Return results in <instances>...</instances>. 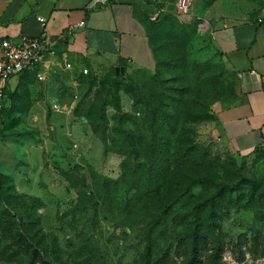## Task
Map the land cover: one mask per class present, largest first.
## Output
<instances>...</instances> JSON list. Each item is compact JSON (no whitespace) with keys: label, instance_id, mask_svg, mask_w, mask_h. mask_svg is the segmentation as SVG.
I'll use <instances>...</instances> for the list:
<instances>
[{"label":"rangeland","instance_id":"obj_1","mask_svg":"<svg viewBox=\"0 0 264 264\" xmlns=\"http://www.w3.org/2000/svg\"><path fill=\"white\" fill-rule=\"evenodd\" d=\"M232 1L249 16L263 8L261 0ZM157 25L149 28L152 72L81 64L13 89L0 112V264H264V149L232 153L210 128L212 107L235 100L237 75L210 48L201 20L185 23L168 15ZM172 55L188 67L180 79L173 80ZM158 67L168 81L152 88ZM138 84L143 95L151 88L170 98L184 87L201 99L204 117L178 128L187 160L197 148L198 164L210 173L191 189L192 200L181 196L164 213L145 205L171 189L162 191L170 186L171 161H146L145 152L132 160L130 151L125 157L108 152L102 140L115 128L114 106L124 114L143 110L134 106ZM54 103L72 109L56 113ZM145 128L138 129L145 139L137 144L141 150L154 147ZM166 129L157 137L168 135ZM188 168L186 163L179 171Z\"/></svg>","mask_w":264,"mask_h":264},{"label":"crops","instance_id":"obj_2","mask_svg":"<svg viewBox=\"0 0 264 264\" xmlns=\"http://www.w3.org/2000/svg\"><path fill=\"white\" fill-rule=\"evenodd\" d=\"M187 2L0 0V42L43 34L74 69L81 64H124L152 72L155 60L147 24L168 15L185 23L201 20L210 48L238 79L235 100L212 107V136L232 153L252 154L264 148V30L256 24L264 5L257 16H249L246 8L240 9L232 0H218L210 7L203 5L204 0H194L189 15L180 16ZM38 18L45 23L40 24ZM81 22L84 26H78ZM18 81V77L10 79L11 91Z\"/></svg>","mask_w":264,"mask_h":264},{"label":"trees","instance_id":"obj_3","mask_svg":"<svg viewBox=\"0 0 264 264\" xmlns=\"http://www.w3.org/2000/svg\"><path fill=\"white\" fill-rule=\"evenodd\" d=\"M155 26H158L156 22H150L149 24H147L148 36L149 28H153ZM152 53L155 60V52L153 50ZM179 62H181V59H177L175 55L170 56L169 66L172 68L171 73L178 74V76H173V80L180 79L182 76L184 77L187 74L188 67L185 63H183L182 65L179 64ZM157 71V79L154 83H152V88H161V85L168 81L166 79H161V73L159 74V67L157 68ZM25 79H32L37 81L36 71H27L26 73H24L19 78L18 84L15 88H19L21 86L20 81ZM146 89L148 92L147 94L145 93L143 95L139 91V84L134 87L135 94H138L137 96L140 97V99L137 100V96H133V98L135 99L134 106H141L143 108L142 111L133 112V114H124L123 112H121V108L119 105L113 107L116 115L114 116L113 122L116 123V125L114 130L111 131V137H106L102 140L108 152H112L125 157V152L130 151V155L133 156L131 158L132 160L140 159V152H145L143 158L146 161L157 162L158 165H165L166 160L171 161V172L168 178V184H170V186L164 188L162 191H165L168 188L171 189L168 190L164 195H161L159 202H151V204L146 203L145 205L146 210L157 214V212H167V208H173L178 203L176 202V200H178L181 196L187 194V198L189 200H192L193 195H191V189L197 185H200L205 180V178H203L202 176L203 174L208 175L210 172L206 171V168L208 167L203 164H198L199 160L195 158L198 156L197 148H194L192 146V155L190 159L187 160V150L184 146L187 144L181 139L182 137L180 134L182 133V130L180 131L178 128L181 123L188 122L193 124L194 122L198 121L200 117H204V114H202L203 109L198 104L199 100L201 99L198 96L196 98L191 96V92L184 87L179 88V92H177L176 96L170 98L162 95H156L151 88ZM184 90H188V92H184ZM11 93H13V90L11 91L9 88H6V101L4 106L0 109V112H3L7 108V105L9 104V96ZM166 100L169 101L165 103ZM122 119L124 120L122 121ZM171 121H175L176 124H171ZM125 122L128 125L126 126L128 127L126 128V130L123 128ZM144 125L146 126L145 129L151 133L149 138L151 139L152 144H154V147L141 150V148L137 147V144L139 143L144 145L145 139L138 134V129L142 128ZM164 127H167L166 130L168 131V135L162 138L157 137V132L160 129H164ZM162 143L164 144L160 147L159 145H161ZM166 143L168 144L167 151L164 150L166 149ZM126 147L127 150H124ZM259 149L264 148H258L256 150ZM162 156H164L163 158H165L164 163L163 161L161 162ZM186 163L189 168L183 173L180 172L179 169ZM122 177L124 176L122 175ZM164 179L165 178H163L162 180L163 182ZM3 181L4 178L0 176V196L3 194ZM15 196L18 197L16 193ZM216 196L217 194H214L210 199L214 200ZM12 225L16 230L15 221ZM22 239L26 243V239L24 237H22ZM182 241H186V239L184 238L182 239ZM30 255L33 256L34 254L31 253ZM32 259H34V256L32 257Z\"/></svg>","mask_w":264,"mask_h":264},{"label":"built area","instance_id":"obj_4","mask_svg":"<svg viewBox=\"0 0 264 264\" xmlns=\"http://www.w3.org/2000/svg\"><path fill=\"white\" fill-rule=\"evenodd\" d=\"M194 0H188L181 8L180 16L190 13V6ZM264 5V0H262ZM40 24H44L43 18H38ZM256 24L264 30V10L257 17ZM78 26H84L81 22ZM74 70L72 64L60 57L51 40L40 35L38 37L20 36L15 40L4 39L0 42V109L6 101L5 91L9 88L8 82L13 77L20 78L27 71H36L38 82H45L52 74L65 73ZM83 74L88 70L83 69ZM72 107L54 103L52 110L56 113H69Z\"/></svg>","mask_w":264,"mask_h":264}]
</instances>
